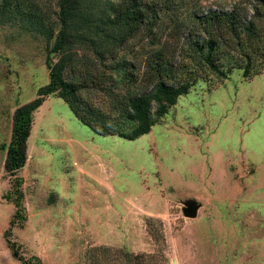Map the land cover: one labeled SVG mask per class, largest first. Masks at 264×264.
Instances as JSON below:
<instances>
[{"label": "rangeland", "instance_id": "rangeland-1", "mask_svg": "<svg viewBox=\"0 0 264 264\" xmlns=\"http://www.w3.org/2000/svg\"><path fill=\"white\" fill-rule=\"evenodd\" d=\"M185 1L199 14L236 11L264 30V0ZM40 3L53 15L52 1ZM45 59L43 43L0 27V148L15 110L49 83ZM28 147L21 201L0 149V264H22L7 232L41 264H127L126 252L142 255L135 264H264V72L199 83L134 141L95 134L52 96L35 113ZM190 199L202 204L196 219L183 214ZM18 203L22 225L12 223Z\"/></svg>", "mask_w": 264, "mask_h": 264}, {"label": "trees", "instance_id": "trees-1", "mask_svg": "<svg viewBox=\"0 0 264 264\" xmlns=\"http://www.w3.org/2000/svg\"><path fill=\"white\" fill-rule=\"evenodd\" d=\"M41 1L0 0V27L43 43L49 71V83L36 99L15 110L11 140L0 148L6 153L5 171L17 188L28 161L35 113L49 97L65 101L95 134L134 141L150 133L199 83L217 78L224 83L236 69L246 80L264 72V30L236 11L199 14L185 0H50L55 4L52 15L40 8ZM84 51L91 55L88 62ZM138 56L143 58L140 65ZM97 90L107 105L96 102ZM16 218L21 225L26 221L20 203L13 224ZM9 235L22 264H41L21 256ZM141 256L126 252L124 260L135 264L142 262Z\"/></svg>", "mask_w": 264, "mask_h": 264}, {"label": "water", "instance_id": "water-1", "mask_svg": "<svg viewBox=\"0 0 264 264\" xmlns=\"http://www.w3.org/2000/svg\"><path fill=\"white\" fill-rule=\"evenodd\" d=\"M201 207L202 204L197 202L195 199L187 200L184 202L183 214L186 218L196 219Z\"/></svg>", "mask_w": 264, "mask_h": 264}]
</instances>
